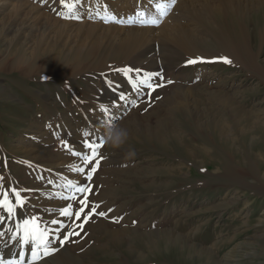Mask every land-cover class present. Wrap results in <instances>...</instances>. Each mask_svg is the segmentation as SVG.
<instances>
[{
  "label": "rangeland",
  "instance_id": "rangeland-1",
  "mask_svg": "<svg viewBox=\"0 0 264 264\" xmlns=\"http://www.w3.org/2000/svg\"><path fill=\"white\" fill-rule=\"evenodd\" d=\"M17 1L0 0V194L7 191L15 203L12 189H16L25 198L15 220L36 216L41 227L53 230L52 219L63 220L66 228L56 233L63 239V233L76 228V223L59 216L68 203L59 197L70 192L62 188L68 180L85 182L71 170L80 161L64 144L83 150L85 131L91 133L90 142L104 141L105 125L113 122L129 132L123 147L103 146L91 181L89 199L99 203L106 216L93 217L83 230L76 228L81 234L63 245L53 239L50 247L55 251L39 263L264 264V172L260 167L264 157H259L264 146V8L244 16L226 9L219 20L212 14L199 20L187 14L181 23V13H174L169 5L163 17L161 13L144 17L161 21L158 27L136 24L151 30L137 45V52L117 57L115 49L105 48L103 41L97 52L87 55L102 31L96 30L88 40V30L77 34L76 28L87 22L112 25L103 23L101 16L108 13L116 18L118 8L109 7L114 0H64L63 4L61 0H23L27 7L14 13ZM139 1L129 18L137 19L134 13L144 4ZM81 2L99 17L85 19L88 14L82 12ZM30 6L36 14H27ZM177 13L187 34L203 44L178 45V31L163 37L164 25ZM38 14H44L43 18ZM65 15H78L81 20L61 18ZM63 23L69 24L63 28ZM224 24L228 40L234 39L236 30H253L249 53L260 71L227 57L231 63H223L220 44L225 42L220 29ZM56 32L61 39L54 37ZM122 38L120 32L115 41ZM81 44H85L81 55L70 56L68 48L78 49ZM51 47L54 58L49 65L46 59H33V51ZM14 49L24 55L17 58ZM145 53L155 54L147 61ZM21 58L29 62L20 64ZM189 60L198 62L190 65ZM128 67L157 74L151 83L162 86L150 95L143 86L133 90L116 71ZM121 94L126 97L123 101ZM219 95L235 101L238 110L252 111L260 118L256 134L237 135L233 113L227 108L230 103H223ZM102 107L109 109L107 115ZM214 123L226 128L223 140ZM130 151L135 155L129 157ZM246 156L254 158L253 174L241 163ZM55 202L57 206H51ZM72 203L73 211L78 210L79 198ZM0 216L6 213L0 210ZM7 228L14 229L15 223L6 219L0 226L5 233L0 236V255L16 259L20 247ZM7 244L12 250L8 253ZM25 252L30 257V250Z\"/></svg>",
  "mask_w": 264,
  "mask_h": 264
},
{
  "label": "bare ground",
  "instance_id": "bare-ground-1",
  "mask_svg": "<svg viewBox=\"0 0 264 264\" xmlns=\"http://www.w3.org/2000/svg\"><path fill=\"white\" fill-rule=\"evenodd\" d=\"M75 1V0H74ZM137 1L140 2L139 0H114L112 2H110L109 7H117L118 10H116V18L115 17H111V16H101L102 19H104V21L102 20L103 23H106L105 20H108L112 25L109 26H104V25H100V24H93L90 22L87 23H83V24H79L76 28H77V34H79V31H83V29L88 30V33L90 34V37L88 40H90L91 38L93 39L96 30L97 31H102L100 33V35L95 39L94 38V42L92 43V45L89 47V49H87V55H93L95 52H97L100 48V44L103 42H105V48L108 49V47L114 48L115 50L113 51V55L120 57H123L124 55H127L130 53H134L137 49V45L139 43H141L142 38L145 34H149L150 28H144V27H140L138 25H136L137 23L134 24H128V19L129 16L132 15L133 11L132 8H136L137 6ZM78 2V1H77ZM80 2V1H79ZM143 6L141 8L140 11L146 13V15H149L151 17L154 16H159V13L162 12H166V7L168 8L169 5L171 6L172 4V0H143L141 3H143ZM169 2V3H168ZM179 2L180 6L176 5ZM25 2H23V0H19L17 2H15V4H17L18 6L15 7L17 9H15V12H23V8L27 7L24 5ZM27 3V2H26ZM76 4V2H75ZM80 4H82L83 6V10L82 12L84 14H88V17H86L85 15V19H88V21L90 20H94L95 17H99L94 16V11L93 9L88 8L87 3H83L81 2ZM158 5H161L162 7L158 9ZM198 5V7H196ZM31 7V6H30ZM184 7V8H182ZM264 8V0H175V4L173 6L174 8V13L175 10H178V13H181V23L182 20L186 19V17L188 15H190L191 17H193V19H198L201 18L204 14H209L212 16H215L218 20L221 18L220 15L223 11H225L226 9H235L237 11H239L242 15L248 13L251 14V12L253 13V11L258 8ZM73 9V8H72ZM27 10V9H26ZM29 12H27V14L30 15V11L35 13V8L31 7L28 9ZM94 10L98 11V7H96ZM112 10V9H111ZM115 10V9H114ZM134 10V9H133ZM172 10V9H171ZM264 11V10H263ZM81 12V13H82ZM111 12V11H110ZM109 12V13H110ZM135 12V11H134ZM177 14H173L171 16V20L170 22H167V24L164 25L162 32H163V37L171 34L173 31H178L177 33V44L182 46L181 44H183V47H187L188 45H196V44H203L202 42L196 40L195 38H193V36L191 35V33L189 32V35L186 32V29L184 28V25H181L179 23V15ZM36 14V13H35ZM135 14V13H134ZM188 14V15H187ZM14 15V14H13ZM44 14H38L37 16L39 18H43ZM109 15V14H108ZM243 15V16H244ZM19 16V15H18ZM28 16V15H27ZM161 16V15H160ZM12 17V16H11ZM50 17V16H49ZM150 17V18H151ZM51 18V17H50ZM84 18V17H83ZM113 18H115L117 21H122L123 23H119V22H111L113 20ZM156 18V17H155ZM159 18V17H157ZM154 19V18H153ZM55 20V19H54ZM81 20V19H80ZM152 20V19H151ZM157 20V19H155ZM160 20V19H159ZM166 20V19H165ZM23 22V21H22ZM54 22V21H53ZM58 22V21H57ZM21 23V22H20ZM24 23V22H23ZM128 24L124 25V24ZM201 23V22H200ZM26 24V23H25ZM54 24L56 25V21L54 22ZM69 23H63L61 24L62 27H67ZM121 24V25H120ZM54 25V26H55ZM122 27H120V26ZM202 25V24H201ZM26 26V25H25ZM73 26V25H72ZM119 26V27H117ZM4 27V26H3ZM54 28V27H53ZM56 28V27H55ZM58 28V27H57ZM10 29V27H9ZM39 29V28H38ZM226 26L224 24V26L221 27L220 31L222 32V36L221 38L224 40H222L225 43L220 44V46L222 47L221 49V53L222 55L226 58H229L230 60H233L234 62H237L239 64H242L243 66L247 67L250 70L253 71H260L259 70V66L257 67V64L255 63V59L253 57V55H251L249 53V50L251 48V46L249 45V37L250 33H252L253 35H255V33L253 32V30H249L248 32H244L243 29L240 30H236L235 35H234V39L232 40H228L225 38L224 32L226 30ZM252 29V28H249ZM65 30V29H64ZM18 31V30H17ZM85 31V30H84ZM99 31V32H100ZM154 31V30H153ZM152 31V33H153ZM190 31V30H188ZM119 32V33H118ZM120 32L124 35V38H122V40L120 42H116V38L117 35L120 34ZM22 33V32H21ZM63 34V33H62ZM84 34V33H83ZM88 34V35H89ZM220 34V33H219ZM248 34V35H247ZM40 35V34H39ZM3 36V35H2ZM22 36V35H21ZM55 38H59L61 39V33L60 32H56ZM63 37V35H62ZM87 37V36H86ZM148 37V36H147ZM159 37V36H158ZM19 38V37H17ZM24 38V37H23ZM145 38V37H144ZM74 39V38H73ZM83 39V38H82ZM116 40V41H115ZM149 40V39H148ZM151 40V39H150ZM246 40V43H245ZM40 41V40H39ZM45 41V40H44ZM66 41V40H65ZM14 42V41H12ZM71 42V41H70ZM82 42L85 43V40H83ZM90 42V41H89ZM5 43V42H3ZM37 43V42H36ZM72 43V42H71ZM74 43V42H73ZM144 43V42H143ZM142 43V44H143ZM67 44V43H66ZM89 44V43H88ZM91 44V43H90ZM117 44V45H116ZM146 44V43H145ZM68 45V44H67ZM71 45V44H70ZM73 45V44H72ZM75 45V44H74ZM77 46L78 43H77ZM114 46V47H112ZM140 46V45H139ZM218 46V45H217ZM29 47V46H28ZM37 47V46H36ZM35 47V48H36ZM85 44H81L80 47L78 49H73L72 48H68V52L71 54L70 56L77 58L81 55V48H84ZM88 47V46H87ZM250 47V48H249ZM34 48V49H35ZM54 47H51V49L49 50H43V51H38L37 49L35 51H33V59H46L48 62V65L52 62V59L54 57H52L53 52H51V50H53ZM56 48V47H55ZM67 48V47H66ZM180 48V47H179ZM60 49V48H59ZM184 49V48H183ZM195 49V48H194ZM67 51V49H65ZM153 50V49H150ZM12 51V49H11ZM195 51V50H194ZM1 52V51H0ZM18 53L17 58L21 57L24 55V53H21V55L19 54L20 49H14L13 50V54ZM26 52V51H25ZM50 52V53H49ZM137 52V51H136ZM153 52V51H152ZM196 52V51H195ZM200 52V51H199ZM11 53V52H10ZM193 53V52H192ZM204 53V52H203ZM202 53V54H203ZM109 54V53H108ZM142 54V53H141ZM145 53V58L148 59L152 58L154 56L155 53H149L147 54ZM198 54V53H197ZM47 55V56H46ZM112 55V54H111ZM10 56V55H9ZM55 57L58 55H54ZM195 56V55H194ZM203 56V55H202ZM196 57V56H195ZM201 56H199L200 58ZM66 58V57H65ZM126 58V57H125ZM124 58V59H125ZM128 58V57H127ZM198 58V57H197ZM123 59V60H124ZM79 60V59H78ZM126 60V59H125ZM16 61V60H15ZM21 63L20 64H27L29 61L28 60H24V59H20ZM39 61V60H37ZM77 62V61H76ZM30 64V63H29ZM33 64V63H31ZM46 64V63H44ZM35 65V64H34ZM152 65V64H151ZM17 67V65H15ZM38 66V65H37ZM36 67V66H35ZM47 68V67H46ZM34 69V66H33ZM38 70V69H37ZM36 70V71H37ZM37 73V72H36ZM175 88H182L181 86H176ZM181 90V89H180ZM185 90V89H184ZM176 91V90H175ZM217 98H219L223 103L224 102H228L230 103L229 106H227V108L229 109L230 113H233V122L234 125L236 126L237 129V135L241 136V135H253L257 133V126L261 124V121L256 118L257 116L253 114L252 111H241L238 110L237 105L233 102L232 99H230L229 97L224 98V96L219 95ZM122 104V103H121ZM182 108H184V105H181ZM263 113V112H262ZM258 116L260 113H256ZM253 117V118H252ZM157 118V117H156ZM159 119V118H158ZM214 125L217 127V135L220 139L223 140L225 133H227V130L225 127H218L215 123ZM153 132V131H152ZM144 134V133H143ZM150 134V133H149ZM146 136V135H145ZM227 142V141H226ZM262 151L259 152L260 154V158L264 157V146L261 148ZM248 155H252L254 156V154H249ZM262 155V156H261ZM63 157V156H62ZM246 161L245 162H241L242 165L244 166L245 170L247 171V173H252L256 172L255 171V161L254 158H251L250 156H246ZM64 159V158H63ZM262 159V158H261ZM60 160V159H59ZM69 160V159H68ZM262 161V160H261ZM260 161V162H261ZM64 162V160H63ZM67 162V161H66ZM75 162V161H74ZM62 164V163H61ZM66 164V163H65ZM79 164V163H78ZM260 167L261 170H263L264 172V164L260 163ZM231 168V167H230ZM258 170H259V165H258ZM245 171V172H246ZM257 174V173H256ZM97 175V174H96ZM236 176V175H235ZM261 177H264L261 176ZM51 190V189H50ZM41 191V190H40ZM51 193V192H50ZM44 194V193H43ZM42 196V195H41ZM40 198V197H38ZM43 198V197H42ZM45 202V201H44ZM45 204V203H44ZM43 204V205H44ZM51 204V203H50ZM61 205V204H60ZM51 206H57V202L52 203ZM50 206V207H51ZM16 218V217H15ZM19 218V217H18ZM18 221V220H17ZM94 223V222H93ZM11 237V236H10ZM5 238V237H4ZM7 239V238H6ZM8 241V240H7ZM11 244V243H10ZM2 247V246H1ZM0 247V249H1ZM7 250H5L6 253H8L9 251H12L10 249V245L7 244L6 245ZM15 253H18L17 251ZM62 253V252H61ZM59 254V253H58ZM68 254V253H67ZM66 255V254H65ZM69 256V255H68ZM55 257V255H54ZM57 257V256H56ZM62 257V256H61ZM58 258V257H57ZM54 259V258H53ZM52 259V260H53ZM59 259V258H58ZM62 260V259H61ZM45 261V260H44ZM57 262V261H56ZM40 264V263H39ZM43 264V262H42Z\"/></svg>",
  "mask_w": 264,
  "mask_h": 264
},
{
  "label": "snow or ice",
  "instance_id": "snow-or-ice-1",
  "mask_svg": "<svg viewBox=\"0 0 264 264\" xmlns=\"http://www.w3.org/2000/svg\"><path fill=\"white\" fill-rule=\"evenodd\" d=\"M61 3H64V0H61ZM175 0H172V5L174 6ZM65 7L71 8L70 5H65ZM158 9L161 8V5L157 6ZM166 12H162L161 16L166 15ZM137 19L129 18L128 24L139 23L140 26H159L161 21L152 19H145V13L138 11L135 13ZM61 18L64 19H76L79 20L81 17L78 15H65ZM105 22H109L105 20ZM111 22H119L115 18ZM197 60H189L188 64H196ZM203 62V61H200ZM223 63L230 64L231 61L227 58H223ZM117 72H121L131 83L132 89L137 90L140 86H143L148 90L149 95L152 92H155L158 87H161L160 84H153L151 81L157 77L155 73H142L141 69H133L131 67L116 69ZM134 74V75H133ZM138 78V83L136 82ZM162 79V77H160ZM171 83V81H169ZM119 99L121 101L125 100L126 97L121 94ZM133 106H136L133 104ZM101 111L107 115L109 109L107 107H102ZM91 133L85 131L83 133V144L82 151L73 150L72 147L65 143L64 148L68 151L71 156L77 157L80 161V164H76L72 167V171L84 177L85 183H80L75 180L66 181L64 187L66 190H70L68 195H63L59 197L60 199L67 201L66 206H62L59 212V216L72 220L73 223H76V228L83 230L85 225L95 216L105 217L106 212L100 210L101 205L99 203H92L89 199L90 194L93 192L91 186V181L93 180V175L96 173L100 166L102 159L101 149L104 146V141H89V136ZM95 161V164L92 166L91 170L86 172L89 164ZM12 194L15 197V203L9 198V193L7 191L0 194V210L6 213V216H0V226L5 225V220L12 221L15 223V228H7V231L11 233V239L19 244L20 251L18 253V258L16 259H6L4 256L0 255V264H25L27 258V264H39V261L42 257L51 255L55 249L51 248L50 245L53 239H59V236L56 235L60 229L66 228L63 220L52 219L51 224L55 225V230L50 229L47 225L41 227V221L39 217L33 216L29 219H22L19 221L15 220L17 210L22 208L26 204L25 198L21 195V192L16 189H12ZM79 198V207L78 210L73 211V201H76ZM108 211H111L109 209ZM78 222V223H77ZM76 228L71 231H66L63 233V239H59L61 245L67 242L72 236H79L81 233L76 231ZM5 233L0 232V236H3ZM30 250V257H26L25 249Z\"/></svg>",
  "mask_w": 264,
  "mask_h": 264
},
{
  "label": "clouds",
  "instance_id": "clouds-1",
  "mask_svg": "<svg viewBox=\"0 0 264 264\" xmlns=\"http://www.w3.org/2000/svg\"><path fill=\"white\" fill-rule=\"evenodd\" d=\"M129 137V132L126 128L118 123H108L104 128V145L108 148L119 149L123 147ZM129 157L134 156L135 152L130 151Z\"/></svg>",
  "mask_w": 264,
  "mask_h": 264
}]
</instances>
